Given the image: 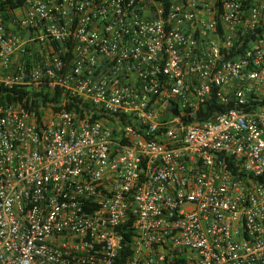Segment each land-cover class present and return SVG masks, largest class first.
Wrapping results in <instances>:
<instances>
[{
	"label": "built area",
	"instance_id": "1",
	"mask_svg": "<svg viewBox=\"0 0 264 264\" xmlns=\"http://www.w3.org/2000/svg\"><path fill=\"white\" fill-rule=\"evenodd\" d=\"M0 86V264H264V0L6 5Z\"/></svg>",
	"mask_w": 264,
	"mask_h": 264
},
{
	"label": "trees",
	"instance_id": "2",
	"mask_svg": "<svg viewBox=\"0 0 264 264\" xmlns=\"http://www.w3.org/2000/svg\"><path fill=\"white\" fill-rule=\"evenodd\" d=\"M23 0H4L0 2V11L5 9L6 5H9L10 7H16L21 5ZM11 101V97L8 94L7 90L0 86V106L5 105ZM216 110L223 111L222 106H216L214 105ZM211 117V112L206 115V118L209 119ZM206 119V120H207Z\"/></svg>",
	"mask_w": 264,
	"mask_h": 264
},
{
	"label": "water",
	"instance_id": "3",
	"mask_svg": "<svg viewBox=\"0 0 264 264\" xmlns=\"http://www.w3.org/2000/svg\"><path fill=\"white\" fill-rule=\"evenodd\" d=\"M173 112H174V113H176V111H175V110H174Z\"/></svg>",
	"mask_w": 264,
	"mask_h": 264
}]
</instances>
